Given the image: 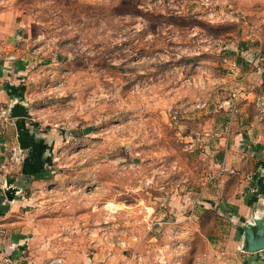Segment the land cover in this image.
<instances>
[{"label": "rangeland", "instance_id": "374dc122", "mask_svg": "<svg viewBox=\"0 0 264 264\" xmlns=\"http://www.w3.org/2000/svg\"><path fill=\"white\" fill-rule=\"evenodd\" d=\"M0 88L48 160L0 202V264H244L264 0H0Z\"/></svg>", "mask_w": 264, "mask_h": 264}, {"label": "crops", "instance_id": "0c3cea01", "mask_svg": "<svg viewBox=\"0 0 264 264\" xmlns=\"http://www.w3.org/2000/svg\"><path fill=\"white\" fill-rule=\"evenodd\" d=\"M2 102L5 103V106L11 107L12 98L8 100L5 90L0 88V103ZM34 122V118L12 115L8 118L7 123L5 122L6 124H0V202L5 200L7 189L27 184V181L32 182L36 175L43 172L47 164V158L42 156L44 150L42 143L43 141L46 142L43 140L45 135L39 133L36 128L34 129V127H38ZM17 143L22 147H30L32 156L25 163L13 167L10 159H8L7 149ZM1 208L3 209L4 206L2 205ZM245 217L251 221L250 216ZM27 232L28 228L22 226V235L17 236L16 240L22 238L19 242L33 244L34 240L26 236ZM232 237L231 245L242 249L244 264H264V232L252 233L247 231L245 233V231L236 230L233 231ZM5 242L0 241L2 244ZM4 257L5 253H0V262Z\"/></svg>", "mask_w": 264, "mask_h": 264}, {"label": "built area", "instance_id": "2783aa9c", "mask_svg": "<svg viewBox=\"0 0 264 264\" xmlns=\"http://www.w3.org/2000/svg\"><path fill=\"white\" fill-rule=\"evenodd\" d=\"M10 117V112L5 108L0 106V122H7ZM10 162L14 164L22 163L29 158V153L27 149L20 145H14L11 148Z\"/></svg>", "mask_w": 264, "mask_h": 264}, {"label": "water", "instance_id": "95a60500", "mask_svg": "<svg viewBox=\"0 0 264 264\" xmlns=\"http://www.w3.org/2000/svg\"><path fill=\"white\" fill-rule=\"evenodd\" d=\"M15 115L20 116V115H24V114H22L20 111L17 110V112H15Z\"/></svg>", "mask_w": 264, "mask_h": 264}]
</instances>
